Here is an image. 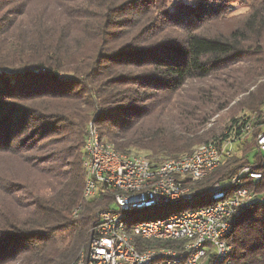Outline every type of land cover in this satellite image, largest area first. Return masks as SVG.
<instances>
[{
	"label": "trees",
	"instance_id": "trees-1",
	"mask_svg": "<svg viewBox=\"0 0 264 264\" xmlns=\"http://www.w3.org/2000/svg\"><path fill=\"white\" fill-rule=\"evenodd\" d=\"M263 113L264 0H0V264H72L112 207L109 188L83 197L89 123L153 164L230 142L203 192L260 161ZM258 168L248 187L262 199L228 237L234 264H264Z\"/></svg>",
	"mask_w": 264,
	"mask_h": 264
},
{
	"label": "built area",
	"instance_id": "built-area-1",
	"mask_svg": "<svg viewBox=\"0 0 264 264\" xmlns=\"http://www.w3.org/2000/svg\"><path fill=\"white\" fill-rule=\"evenodd\" d=\"M264 119V113L261 116ZM245 135L252 120L238 124ZM260 161L239 168L228 179L200 192L197 184L232 155L231 143H204L191 153L151 163L142 153H126L99 138L89 123L83 145V197L104 188L115 192L113 205L98 212L91 237L72 264H234L228 242L233 219L255 198L264 161V131L256 137ZM208 195L209 203L157 218L128 223L136 211L180 206Z\"/></svg>",
	"mask_w": 264,
	"mask_h": 264
},
{
	"label": "rangeland",
	"instance_id": "rangeland-1",
	"mask_svg": "<svg viewBox=\"0 0 264 264\" xmlns=\"http://www.w3.org/2000/svg\"><path fill=\"white\" fill-rule=\"evenodd\" d=\"M243 10H244V8L239 7V5L236 4V3H233V5H232V12L233 13L234 12L238 13V12L243 11ZM231 147H232V150H233L232 153H235L236 150H234V148H233L234 146H231ZM236 154L239 155L240 151H237ZM208 199H209L208 195H205L203 197H200V198L194 200L193 204L198 206V205H200L201 203H203L204 201H206ZM256 199L261 200L262 197L257 196V197L254 198V200H256ZM113 207H115V205H113ZM173 209H177V207L176 206L168 207L169 211L173 210ZM158 211H159V214H161V213H163L165 211V209H163V208L162 209L152 208V209H149V210L143 211V212H139V211L133 212L128 218V223H133V222H136V221H139V220H142V219H146V218L152 217L155 214H157ZM174 212H177V211H174Z\"/></svg>",
	"mask_w": 264,
	"mask_h": 264
}]
</instances>
